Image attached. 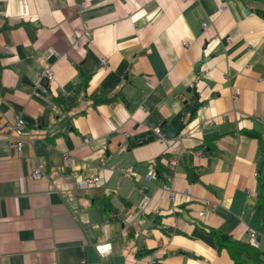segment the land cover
<instances>
[{
    "label": "crops",
    "instance_id": "crops-1",
    "mask_svg": "<svg viewBox=\"0 0 264 264\" xmlns=\"http://www.w3.org/2000/svg\"><path fill=\"white\" fill-rule=\"evenodd\" d=\"M254 4L0 0V264H233L204 228L242 242L254 232L264 252V210L247 192L257 194L264 141L241 133L264 138V20ZM82 25L89 35L75 46ZM101 94L117 96L93 104ZM16 115L31 141L21 156L8 129ZM181 122L175 139L155 137ZM208 141L211 154L193 151ZM165 156L178 160L173 201L145 180ZM37 162L45 177L34 181ZM84 177L103 186L79 190Z\"/></svg>",
    "mask_w": 264,
    "mask_h": 264
},
{
    "label": "trees",
    "instance_id": "trees-1",
    "mask_svg": "<svg viewBox=\"0 0 264 264\" xmlns=\"http://www.w3.org/2000/svg\"><path fill=\"white\" fill-rule=\"evenodd\" d=\"M255 4L253 5L252 8V13L256 14L259 16L261 19L264 20V0H254ZM90 77H86V80L89 79ZM85 86V82H84ZM116 94L111 96V97H106L104 94L99 95L96 98H93V104H101V103H110L113 100L116 99ZM100 97V98H99ZM202 104H199L197 102V99L193 105V109L191 110L189 114L188 121H192L196 117V112L199 108H201ZM242 134H244L247 137L250 138H257L261 142L264 141V138H261V136L254 132L253 130L251 131H241ZM215 147L212 145V142H204L193 151H204L209 154L213 152ZM162 159H170L168 156H165L164 158H159L153 163V168L156 173L157 180L162 182V183H167V178L165 177L166 175L170 176L171 172L168 170V168L162 164ZM179 165L181 166L183 172L186 175L187 180L190 183H196L198 182V175L195 173V171L188 167L186 164V159L185 156L182 155L179 158ZM260 168L257 172L256 175V182H257V187H256V206H260L261 210H264V156L261 158V164ZM165 174V175H164ZM102 210H107L106 207L105 209L103 208ZM205 232L209 236L212 237L216 250L217 252H220L222 250H225L227 254L229 255V258L231 259L233 264H264V252L259 250L258 248L252 246L249 242H242L233 239L230 235H227L223 232L211 229V228H204ZM142 253H138V257H142L145 255L143 251Z\"/></svg>",
    "mask_w": 264,
    "mask_h": 264
},
{
    "label": "built area",
    "instance_id": "built-area-1",
    "mask_svg": "<svg viewBox=\"0 0 264 264\" xmlns=\"http://www.w3.org/2000/svg\"><path fill=\"white\" fill-rule=\"evenodd\" d=\"M222 6H224V5H222ZM204 26L205 25H203V27ZM88 35L89 34L85 30V26L84 25H82L81 29H77L75 31V33H74V38H75L74 44H75V46L79 45V42H78L79 39L86 38V37H88ZM184 47L186 49H188L189 48V44L185 43ZM49 55L56 56V53L50 52V53H48V56ZM106 64H107V62L104 59L100 60V66L101 67H106ZM44 77L47 80L52 81V73H51L50 69L45 70ZM8 129L10 131L11 138H13V141H14V144H15V149H16L18 155L21 156L23 151H24V149H25L26 144L31 143V141L28 140L29 139V132L27 130V127H26L24 119L21 116H19V115L14 116L13 117V121H12L11 125L8 127ZM154 135L157 138V140H160V141L166 140L165 137H164L163 132L160 129H155L154 130ZM65 160L67 161V163H69V159L68 158H66ZM162 164L165 165L168 168V170H170V172H171L170 176L169 175L165 176L167 178L168 182L167 183H163L162 184V188H163L164 191L169 192V198L168 199L173 201L174 200V194L171 191L170 183L172 181L174 172H175V170H176V168L178 166V160L174 159V158L167 159V160L166 159H162ZM119 172H121L123 174L133 175L134 178L137 177L129 169L120 168ZM30 177L34 181L40 180L43 177H45L44 168H43V165L41 163L37 162L35 164V166L31 170ZM145 180L147 182H152V181L157 180L156 173H155V170L153 168V165H150L149 173L146 175ZM76 185H77V188L79 190H87V189H90V188H99V187L103 186V182L98 177H84V178L78 179L76 181ZM247 192H248V197L249 198L253 199V198L256 197V193L254 191L248 190ZM198 215L200 217H202V216L205 215V213L201 212ZM249 238H250L249 243L252 246H254V247H258V242L256 240V234L254 232H251L249 234ZM95 250H96V252L99 255L104 256L106 253L109 252L110 246L109 245H96L95 246ZM140 263L141 264H157V261H156L155 256H146V257L140 259Z\"/></svg>",
    "mask_w": 264,
    "mask_h": 264
},
{
    "label": "water",
    "instance_id": "water-1",
    "mask_svg": "<svg viewBox=\"0 0 264 264\" xmlns=\"http://www.w3.org/2000/svg\"><path fill=\"white\" fill-rule=\"evenodd\" d=\"M248 14V12H246ZM196 70H198V67H196ZM185 128V124L181 122L178 126H176L174 129L166 130L164 137L167 140L175 139L179 136V134L182 132V130Z\"/></svg>",
    "mask_w": 264,
    "mask_h": 264
}]
</instances>
